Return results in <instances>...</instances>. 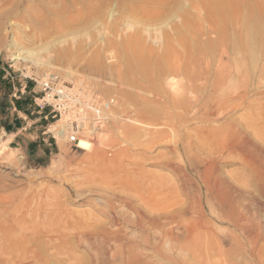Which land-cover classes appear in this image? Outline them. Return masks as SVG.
<instances>
[{"label": "rangeland", "instance_id": "374dc122", "mask_svg": "<svg viewBox=\"0 0 264 264\" xmlns=\"http://www.w3.org/2000/svg\"><path fill=\"white\" fill-rule=\"evenodd\" d=\"M74 1L3 0L5 3H0V145L5 142L11 149L0 152V248L10 252L0 254V264H6L7 258L16 263L22 254L27 259L30 257L29 260L35 258L34 264H211L206 258L210 252L193 250L194 245L205 243L204 239L189 241L182 228L164 218L169 211L190 205L193 188L189 185L184 191L181 172L188 174L186 179H190L193 187V183L201 182L198 176L203 167L213 164L221 177L236 187H245L242 178L247 173L241 157L210 155L208 147L204 145L203 150L197 138L200 133L212 132V127L228 129L231 123L244 131V123L249 121L255 129H262L260 135L264 137V14L257 8V0L241 1L242 22L231 25L225 41L228 55L223 63L233 81L226 90L232 96L245 94V99L224 113L218 122L208 124L195 120L178 124L181 111L167 102L162 92L166 90V77L154 67L167 43L177 40L185 33L184 29L195 49L203 48L191 61L197 74L203 71L204 62L212 65L218 60V48H208L215 35L189 37L195 30L196 11L182 2L176 7L171 5L159 17L146 18L121 12L123 7H120L118 40L122 43L139 38L138 48H117L112 56L113 49L108 47L110 26L108 19L105 20L110 8L95 14L105 16L102 26L101 21L95 23L92 19L88 24L79 21L55 35L44 36L50 30L48 21L55 19L53 14L66 17L67 13L74 15L75 9H80V5L72 8ZM37 15L46 18L41 25ZM184 23L182 31L176 30L177 24ZM100 33L102 45L97 39ZM152 35L158 36V40ZM57 41H65L66 46L57 45ZM71 47L74 55L61 56V51ZM17 49L35 50L42 57L50 54V67L36 68L30 62L14 60ZM99 50L103 54L100 61L89 62V57ZM98 65L101 70L97 69ZM209 71L212 76L213 70ZM47 75H55L65 83L81 79L101 98L113 101L104 112L103 126L88 137L92 143L88 150L76 149L57 135L54 142L47 132L54 121L46 122L36 113L28 90L20 94L25 81L28 89L36 91L34 81ZM173 79L180 90L186 88L182 75H174ZM13 87L18 91L15 95ZM157 95L163 98L158 100ZM203 110L199 108L200 113ZM142 112L144 117L140 116ZM60 126L56 123L49 131L54 134ZM21 127H26L24 133L32 135L34 141H38L36 136L46 139L50 149L48 159L40 164L29 163L17 146L10 144L11 134ZM245 132L264 148L262 138L258 139L252 130ZM180 169L185 170L179 172ZM209 220L214 224L212 218ZM139 223L144 224L143 228ZM214 227L218 229L212 245L219 242L223 253L230 252L225 255L221 252L216 264L230 261L256 264L248 248L245 250L247 243L241 240L245 248L233 249L235 233L230 226ZM172 228L171 237L168 234ZM262 253L264 258V248Z\"/></svg>", "mask_w": 264, "mask_h": 264}, {"label": "bare ground", "instance_id": "6f19581e", "mask_svg": "<svg viewBox=\"0 0 264 264\" xmlns=\"http://www.w3.org/2000/svg\"><path fill=\"white\" fill-rule=\"evenodd\" d=\"M241 1L242 0L240 1L239 0H75L74 2H72V8L75 9L78 5H80L79 6L80 9H75L74 15L67 13L66 17L65 16L61 17L56 13L53 14L55 19L48 21L50 30H48V32H45L44 36L55 35L61 30L68 29L69 25L71 24L73 25L78 24L79 21H83L84 23L88 24L92 19L95 20V23L97 21L98 22L101 21V26H102L103 24H105V20L108 19L109 22L108 26H110L109 28L111 33V39L108 42V47L113 49L110 50V54L114 56L117 48L119 49L124 47L126 49L127 46L129 47L134 46L135 48H138V41H139V38H135V39L133 38V39H129L128 41H124L122 43L119 42L118 38L120 32L116 26H117L120 7H123V10H121V12H125L133 16L140 15L141 17L155 18L161 16L165 10L170 8L171 5H172L171 7H176L182 2H184L185 5L188 4L189 8L191 10L196 11V13L198 14L195 17L196 20L195 21L196 25L194 27L195 30H193L194 32H192V34L189 37L196 39L198 37L208 38V36L210 35H215L216 37L215 41H210L208 48L210 49L218 48V53H219L218 60H216L214 64L212 63V65H210V63H208L207 61L204 62L202 67L203 71L200 73V75L197 74L198 70H196L195 67H193L194 69L191 67L192 65H194L191 64V61L194 60L197 54L201 53L200 50H203V48L198 46L197 49H195L194 47L195 43L191 44V42L187 40L188 35L185 34L187 30L184 29L186 23H184L183 25L177 24L176 30L181 29L180 31H182V29H184L185 33H181V35L178 37L177 40L174 39L167 43L166 48L164 50V54L160 56L157 60H155L154 67L155 69H157V71H159L160 74L166 77V80H164L166 82L165 84L166 90L164 89L165 91L162 92L164 93V97L166 98L167 102L172 106H176L181 111L180 116L177 117L178 124H183L190 120L200 121L202 123H207V122L214 123V122H218V119L224 113L226 112L228 113L230 108L238 105L239 101L241 100L243 101L245 99V94L238 93L235 94V96H232L230 94V91L226 90V86L233 81L231 77V72L229 71L228 67L223 63V60L228 55V50L225 45L228 29L231 27V25L234 22L238 21L240 24L242 22V17L240 19ZM2 2L3 0H0L1 4ZM172 2L174 3L171 4ZM256 6L260 10V12L264 14V0H257ZM107 8H110V10H108V14L105 20H103L105 17L104 15L101 17L95 15L96 13L98 14L99 11L106 10ZM36 19L41 25L44 19L46 18L44 15H37ZM127 24L125 25V27H128ZM143 29H145V27ZM157 30L159 31V27ZM243 32H241L242 35H244ZM151 34H153V32ZM152 36H156V35H152ZM156 37L158 40V36ZM40 38H42V36ZM97 39L99 41V44L102 45L103 35L101 36V33L97 36ZM153 41H155L154 38ZM56 44L61 45L62 47L66 46L65 41H57ZM70 45L72 46V44ZM126 50H129L128 47ZM146 53L150 54L151 51H148ZM60 54L61 56L70 57L71 55H74V50L71 47L70 49L65 50V52L61 51ZM49 55L50 54L47 53L46 56L42 57V56H38L35 50L20 51L17 49L13 58L16 61L30 62L31 65L36 68H41V67L49 68L51 61V57ZM102 56H103L102 51L100 50L96 51L89 57L88 61L92 62L93 64L98 63L102 58ZM207 58L208 57L206 56V59ZM97 69L101 70V66L98 65ZM209 70H213L212 76H210L211 73ZM174 75L175 76L182 75L185 78L187 82L185 89L182 88L180 90L179 85L174 82L173 79ZM157 97L158 100L163 98V96L160 95H157ZM199 108L204 109L203 110L204 112L200 113ZM144 115L145 114H143L142 112L140 116L144 117ZM58 123H60L61 125L60 126L61 129L59 131H57L56 133L54 132V134L49 131L52 126L56 125V123L49 126L47 131L49 133H52L53 136L57 135L65 139V135H62L63 124L60 121H58L57 124ZM134 123L138 124L139 122L134 121ZM253 124L254 123H250V121L245 122L244 123L245 130L241 131L240 129L237 128L236 124L235 127V125L233 126L231 123L230 124L231 126H229L228 129L222 128L221 126H219L216 129H213L212 127L213 131L210 132L209 134L201 135L200 133L198 138H197L198 135L195 136L202 148L204 147V145L208 147V150L210 151V155H214L215 153L216 155L218 154L220 156L226 155L228 157H232L235 155H239L241 157V160L245 165V170L247 173L246 177L242 178L243 179L242 184H244L245 187L243 188L236 187L229 181V179L221 177V175L217 173L218 171L215 170V165L213 164L205 165V166L203 165L204 166L203 170L202 171L200 170L201 172L198 176L201 182L196 184L193 183L195 185L193 187L191 185L190 179L189 178L186 179L188 177L187 176L188 174L187 175L181 174L182 173L181 172L179 175H182L181 176L182 180L185 181V183L183 182L184 185L182 184L184 191H187V189H189L187 188V186L189 185L191 186V189L193 188V190L191 191L192 196L189 197V200L191 201L189 203L190 205L185 207L182 206L178 210L172 213L169 211L170 214L166 215V217L164 218V221L166 220V222L177 225L178 227L182 228L184 236L189 241L194 240L196 238L198 239L197 241L204 239L205 243L200 245H194L195 249L193 250L194 251L198 250V252L200 251L210 252L211 254L209 255V257H207L209 253L208 254L206 253L207 254L206 258H208L209 261L212 262L213 264H216L215 261H217V258L221 256V252L223 253V251H221L223 246L218 241H217L218 243H216L215 245H212L213 243H211V240H213L212 238L214 237V235H216L215 230L218 229V228L215 229L214 225H216L217 227L218 225L230 226L235 233L232 239L236 247H234L233 249L237 250L236 248L244 247V243H247L248 246L244 248L245 250L248 248L247 250H249L248 252L251 253L252 255L251 257L255 259L256 264H263L264 262L263 253H262V249L264 248V209H263L264 208V148L258 146L253 140H251V138L247 135V132L245 131L252 130L253 134L257 138L260 137L263 140L264 137H262L263 134L260 135L262 129L261 131L255 129V126ZM89 136L91 135L86 134L84 138L85 140L80 141L79 149L85 151L91 147L92 143L88 141ZM8 149L9 148L7 144H5V142L0 145L1 153ZM208 157L210 158V156ZM184 170L185 169L183 170L180 169L179 172ZM250 189L255 193V196L250 193L249 191ZM187 216L188 217L190 216L189 220L188 221L183 220ZM138 218L140 219V217ZM209 218L213 219L214 224L211 223L212 221L210 222ZM153 222L155 223L154 220ZM143 223L142 226H144ZM137 225L139 227H142L140 223ZM172 231L173 228L170 229L168 234L171 235V237L173 236ZM241 240L244 243L241 242ZM233 249L230 248V250H232L231 253L233 252ZM5 253H7L8 255V253L10 252L3 251V249L0 248V254L4 256ZM19 253H17V255ZM226 253L229 254L230 252H226ZM226 253L223 254L225 255ZM22 255H23L22 257L19 255L20 258L15 260L17 261L16 263L9 261L10 258L5 259L4 263L6 264L35 263L34 261H32L33 259L35 260V258L29 260L30 257H28L27 259L26 255L25 256L24 254ZM30 255L31 254H29V256ZM227 258L230 261V256H228ZM14 259H16V257ZM231 262L232 261H230L229 264H231Z\"/></svg>", "mask_w": 264, "mask_h": 264}, {"label": "built area", "instance_id": "2783aa9c", "mask_svg": "<svg viewBox=\"0 0 264 264\" xmlns=\"http://www.w3.org/2000/svg\"><path fill=\"white\" fill-rule=\"evenodd\" d=\"M26 84L25 81L20 87V94L28 90L34 110L44 121H54L53 124L60 121L63 124L62 135L76 149H79V143L85 140L86 134L92 135L103 126L106 120L104 112L113 104L112 100L97 95L81 79L65 83L55 75H47L34 81L36 91L28 89Z\"/></svg>", "mask_w": 264, "mask_h": 264}, {"label": "crops", "instance_id": "0c3cea01", "mask_svg": "<svg viewBox=\"0 0 264 264\" xmlns=\"http://www.w3.org/2000/svg\"><path fill=\"white\" fill-rule=\"evenodd\" d=\"M25 117L27 115L25 114ZM26 126H28L26 124ZM26 127L17 128L14 130L13 139L11 140L10 144L14 143L17 146V150H20L25 159L29 161V163H37L40 164L43 160L48 159L50 155V149L46 144L47 141L43 137H38V141H34L30 134H25ZM42 136V133L40 134ZM8 146V145H7ZM9 148V147H8ZM9 150H11L9 148ZM14 151V150H13Z\"/></svg>", "mask_w": 264, "mask_h": 264}]
</instances>
